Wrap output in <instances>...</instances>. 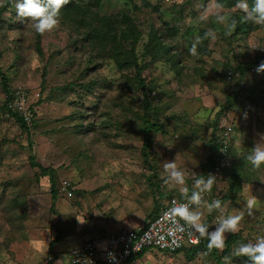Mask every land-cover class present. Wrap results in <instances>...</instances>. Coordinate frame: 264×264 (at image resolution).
<instances>
[{
    "label": "rangeland",
    "instance_id": "rangeland-1",
    "mask_svg": "<svg viewBox=\"0 0 264 264\" xmlns=\"http://www.w3.org/2000/svg\"><path fill=\"white\" fill-rule=\"evenodd\" d=\"M224 1L233 4L69 0L58 25L42 34L31 21L17 17L16 0L0 15V68L13 94L8 107L18 115L26 108L24 120L30 127L27 134L3 107L0 79V264H47L50 256L62 257L69 246L105 225L117 229L146 223L156 213L155 183L177 195L181 187L196 190L195 181L205 177L202 165L211 151L215 115L236 83L225 76L233 53H241L237 60L245 62L249 59L241 58H252L254 50L264 61V24L251 22L247 32H236V17L249 20L235 7L237 0ZM247 2L251 8L254 0ZM218 15L223 21H217ZM93 27L101 34L92 36L88 29ZM209 30L215 39L206 35ZM259 65L245 75L261 82L262 93H254L262 97L249 98L240 107L231 124L236 127L235 162L204 198L220 199L222 210L209 213L205 204L197 208L212 231L221 215L235 214L246 200H255L253 215L245 209L238 230L225 234L226 239L235 236L227 253L264 236V163L253 168L247 159L255 146L264 147V73L256 71ZM136 67L142 69L146 89L155 84L146 98L147 110L142 90L130 86L138 80ZM17 95L24 103L15 104ZM145 116L158 127L150 132L146 159L141 132ZM232 118L227 113L223 120L230 124ZM29 144L36 161L54 169L56 187L60 189L63 179L74 187L70 197L58 192L54 209L48 177L30 165ZM174 160L184 173V185L163 182V165ZM232 170L240 188L231 192L233 199L224 200ZM19 194L26 197L24 207L8 216L1 207L3 198ZM57 235L61 240L48 252ZM223 252L217 249L218 257ZM222 257L218 261L198 251L188 260L184 251L149 250L134 264H224ZM231 264L250 261L233 257Z\"/></svg>",
    "mask_w": 264,
    "mask_h": 264
},
{
    "label": "trees",
    "instance_id": "trees-1",
    "mask_svg": "<svg viewBox=\"0 0 264 264\" xmlns=\"http://www.w3.org/2000/svg\"><path fill=\"white\" fill-rule=\"evenodd\" d=\"M3 4L0 5V15L9 7L13 4L14 0H3ZM219 4L222 7H231L233 3H229V2H225L224 0H218ZM233 17V16H232ZM236 17V16H235ZM235 17H233V20L235 19ZM237 20V24L235 25V30L236 32L240 33H244L247 32L249 30V28L251 27V20L249 21H241L238 17H236ZM253 23V22H252ZM91 31L92 36H98V34H101V30L98 29L97 27H93V29H88ZM89 34H84V36L86 38H88ZM88 36V37H87ZM157 37V36H156ZM155 37V38H156ZM241 42H238V44ZM242 45H237L236 49L240 48ZM240 50V49H239ZM243 53V52H242ZM253 57H246V58H241V59H249L245 62L243 61H239V59L237 60V57L240 58V56L242 55L241 53H233L234 57H235V63L234 61H232L227 69L225 70V76L226 79L229 80H234L236 81L233 89L231 91H228L225 94V100L222 101L221 105H220V109L219 111L216 113L215 118H214V122H213V128H212V135L210 137V142H211V146H210V153L207 156V160L206 162L202 165V170H206L205 172V179L207 178L208 175L212 174L213 171V166L214 163L216 162L217 159V151L218 148L225 146L227 153L230 155L231 157V164L225 168H223V170L221 171V173L216 175L215 178V182L218 181V179L221 177V174L226 171L229 170V168L233 165V163L235 162L234 160V153H233V145H234V141L235 139H233V134H234V129L236 128L235 125H231L233 124V121L238 117V112L240 111V107H242V104L244 101L248 100L249 98H255L261 95H257V92L254 93V90H257L260 92V94L262 93L260 90V88H258V86L260 85L259 81H255L253 83L254 80H249L247 78V76L245 75L246 73L249 72V69L251 68V66L253 65H258L261 64L260 62L262 61V57L258 56L255 54V51L253 50ZM1 56V55H0ZM264 63V61H262ZM142 69L141 67H136V77L138 80L137 81H133L130 83V86H135L137 89H141L143 96L145 97L143 99L144 101V109H149L150 107L148 106V103L146 101V98H148V94H150V91H154V86L155 84H152L149 86L148 89H146L145 85H144V79L141 78L140 73H141ZM262 73H264V71L260 72V74L262 75ZM0 79H1V84L3 87V90L5 91V101H4V108L7 109L9 112H11L13 115H15L20 123V126L23 130L27 131L29 134V130L30 127L26 124L27 122L24 120L22 115H18L17 113H13L12 110L8 107V103L11 102L12 98H13V94L10 93L9 91V87H8V80L6 77V74L1 70L0 68ZM262 97V96H261ZM17 98V96H16ZM227 113H231L233 114V118L230 122V124H228L225 120H223L226 116ZM225 123V124H224ZM142 124V139H143V154H144V158L146 159L147 157V150L150 146V132L152 130H157L158 127L152 123L150 120H148L146 118V116L144 117V119L141 121ZM228 129L229 130V135L230 137H226L223 136L221 132H224V130ZM218 132V133H217ZM221 134H220V133ZM29 162L31 166L37 167L40 175L43 176H47L49 183H50V195H51V209L55 208V204H56V200L58 198V192L63 195H67L68 192H70V196H72L75 192L74 187L71 185V181L69 179H66L69 181V186L66 190H62L61 186L60 189L58 187H56V175H55V171L53 168L49 167V166H43L42 164H40L39 162L36 161L35 159V155L34 153H32L31 148H30V144H29ZM147 161V160H146ZM148 162V161H147ZM214 182V184H215ZM213 184V185H214ZM153 192L155 193L156 197H157V203H156V209L155 212L157 213V211L159 210V208L161 206H163L165 203H167L171 198H177V199H185L187 198V196L191 195V192L194 190L193 188L189 189L187 195H184L182 193H179L178 195L175 192L172 193H167L166 191H161L159 185L157 183L153 184ZM240 188V181L238 179V174L232 170L231 171V181L228 185V192L225 194V196H223L222 198L224 200L227 199H233V195H231V192L233 190L239 189ZM210 192L206 193L204 198L209 194ZM3 198V204H2V209L7 212L8 216H11L13 214H15V212L17 210H21L22 207H24V195L19 194L18 196H11V197H7ZM2 201V200H1ZM194 208L196 206H193ZM155 213V214H156ZM154 214V215H155ZM153 215V216H154ZM151 216V218L153 217ZM116 227H112V226H107L105 225L104 227H101L99 231L93 233V236H98L99 234L102 236L103 232H111V231H116L120 228H131V227H126V226H120L119 228L115 229ZM114 229V230H113ZM234 235H229V237H227V239L225 240V251L220 255V257H218L217 255V249L213 248L212 250H209L207 248V238H201L200 242L196 245H185L179 249H177L176 251L173 252H167V251H160L157 249H151L154 251H159V252H166V253H171V254H176L178 252L184 251L186 254V257L188 260H190L191 258H193V253L198 252V251H203L204 255H208L210 257L213 256L216 260L220 261V258L223 255L228 254V245H229V241L234 238ZM61 240V238L57 235L54 239H52L49 242L48 245V252H52L53 251V246L58 243ZM147 250L146 248L142 249L139 253H137L135 255L136 259H140V257H142ZM51 255H53V253H50ZM53 257L56 258V255H53ZM53 260H50L49 262H47V264H52ZM207 261V257L205 256V260ZM61 264H68V255H66V260L65 262H62Z\"/></svg>",
    "mask_w": 264,
    "mask_h": 264
},
{
    "label": "clouds",
    "instance_id": "clouds-1",
    "mask_svg": "<svg viewBox=\"0 0 264 264\" xmlns=\"http://www.w3.org/2000/svg\"><path fill=\"white\" fill-rule=\"evenodd\" d=\"M68 3L69 0H16V15L17 17L22 18V22L23 20L31 21L34 30L37 33L42 34L46 31H51L58 25L60 10ZM235 7L244 13L245 20H251L253 23L258 25L264 24V0H254L251 8H249L247 0H237ZM223 19L224 17L222 15L217 16V21H223ZM206 35H210L212 39L216 38L215 33L211 30H209ZM191 51L195 54V46H193ZM256 71H264V63H261L257 67ZM20 113L23 114L22 112ZM26 113L28 114L27 111ZM22 116L25 119V115L23 114ZM261 135L264 136V133ZM247 159L253 168H259L260 165L264 163V147L259 145L255 146L252 149V152L248 155ZM163 167L165 173H167L166 178H163V182L165 184H169V182H174L176 185L185 184L184 173L178 168L175 160L165 163ZM214 182L215 177L213 175H208L206 179L203 177L197 179L195 181L196 190H193L191 195L187 196V202L174 204V206L169 210V213L166 215L173 218L172 223L174 224V231L184 232L186 230L185 226H187L190 236L198 234V236L193 239V243L198 242L200 238L206 237L208 241L207 248L209 250L215 248L223 252L226 240L225 234L234 233L238 230L240 221L244 218L245 209L247 210V214L249 216L253 215L255 200H246L244 208L237 209L235 214L221 215L216 222L215 228L212 231H209V225L202 220L203 213L198 211L197 208H199L201 204H205L209 213L213 210H222V201L220 199H213L211 202L204 200L203 194L211 191ZM180 191L182 194L187 195L189 189L187 187H181ZM193 206L196 207L194 208ZM176 218L184 221V223L180 224L179 220ZM169 234L171 235L173 232H170ZM92 236L93 234L90 235V237ZM160 239H163V237ZM72 248H70L69 251ZM233 257H247L250 264H264V236L257 237L255 242L248 241L240 243L234 250H230L228 254L223 255L222 259L224 264H231ZM115 259L116 257L114 255L109 254L110 261H115ZM50 260H53L52 264H61L58 257L55 258L50 256L48 258V262Z\"/></svg>",
    "mask_w": 264,
    "mask_h": 264
},
{
    "label": "built area",
    "instance_id": "built-area-1",
    "mask_svg": "<svg viewBox=\"0 0 264 264\" xmlns=\"http://www.w3.org/2000/svg\"><path fill=\"white\" fill-rule=\"evenodd\" d=\"M22 99V96L17 95L15 103L22 104L24 101ZM22 113L27 115L26 111ZM221 133L223 136L230 137L228 129ZM217 154L211 174L215 178L223 168L229 166L231 160L225 146L218 148ZM60 186L63 191L66 190L70 187L69 181L63 179ZM206 193L203 195L205 196ZM68 194L70 195V192ZM184 202H187V198H171L144 225L120 228L111 232L106 231L102 233V236L99 234L90 237L82 245L73 247L68 252V264H134L137 261L135 255L144 248L173 252L185 245L198 244L201 238L198 242L193 243V239L198 234L190 236L187 226H185L184 232L174 231L173 218L166 215L174 204ZM176 219L179 220V218ZM179 223L183 224L184 221L179 220ZM170 232L173 234L170 235ZM161 237L163 239H160ZM109 254L116 257L115 261L109 260Z\"/></svg>",
    "mask_w": 264,
    "mask_h": 264
},
{
    "label": "crops",
    "instance_id": "crops-1",
    "mask_svg": "<svg viewBox=\"0 0 264 264\" xmlns=\"http://www.w3.org/2000/svg\"><path fill=\"white\" fill-rule=\"evenodd\" d=\"M86 239H87V238H86ZM86 239H85V240H86ZM81 240H82L81 243L77 244V243H78V242H77L76 244H74V245H72V246L74 247V246H77V245H81V244L85 241L84 239H81ZM66 241H67V239H64L63 241L60 242V243H61V244H60L61 246H60V248H58V250L61 251V248L63 249V247H65L64 244H65ZM62 246H63V247H62ZM72 246H69V247L72 248ZM66 250H67V251H65V253H63L62 257H58L60 263L65 262V260H66V256L64 257V255H66V253L69 251V249H66Z\"/></svg>",
    "mask_w": 264,
    "mask_h": 264
}]
</instances>
